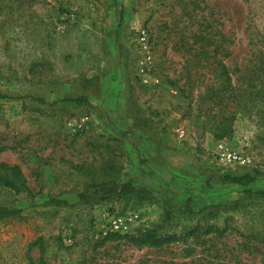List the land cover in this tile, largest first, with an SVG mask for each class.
Returning <instances> with one entry per match:
<instances>
[{"label":"rangeland","instance_id":"rangeland-1","mask_svg":"<svg viewBox=\"0 0 264 264\" xmlns=\"http://www.w3.org/2000/svg\"><path fill=\"white\" fill-rule=\"evenodd\" d=\"M171 125L178 149L162 142ZM238 166L264 191V0H0V264H264L251 232L264 200L233 212L222 238L102 243L165 226L164 200L198 203L214 167ZM129 180L153 195L101 199ZM216 183L209 201L241 196Z\"/></svg>","mask_w":264,"mask_h":264},{"label":"trees","instance_id":"trees-1","mask_svg":"<svg viewBox=\"0 0 264 264\" xmlns=\"http://www.w3.org/2000/svg\"><path fill=\"white\" fill-rule=\"evenodd\" d=\"M221 69L226 75V78L220 88V96L217 94L216 96L220 98V104H223L225 103V95L228 91L230 92L232 85L231 78L228 76L225 67H222ZM213 95L214 93L209 94L207 97L208 99H206L211 100V103L219 106V104L213 100ZM211 109L212 108H210V110ZM225 119L228 120L231 118L225 117ZM172 129L173 126L171 125L168 127V130H165L162 142L165 146L178 149L179 144L176 141H173L172 143L170 142V130ZM217 129L218 131H223V134L228 131V129L224 127ZM213 169L215 171L212 172L211 175L208 173L209 178L204 183L202 182L204 190L200 192L201 197L197 199L198 203L195 202V196L193 195H190L187 198L188 201L184 203L179 202L178 204H173L169 200H164L165 226H156L145 230H138L134 234L119 235L117 233H110L104 238L102 243L109 240L124 239L130 245L137 248H162L171 244L188 243L189 239H199L203 236L213 235L216 238L224 237L227 231L233 227V212L236 210L247 211L264 200V191H254L250 188L262 174L258 170H249L240 166L234 170H228L226 172H223L216 167ZM16 173L17 175L15 176L17 178L20 177V172ZM212 182H217L216 184H218V186L240 189L241 196L237 200H230L228 197H219V200L209 201L208 197H205V195L206 192L213 190ZM15 185L13 182L12 186ZM98 193L103 200L109 199L110 196H120L128 193L131 197L135 196L144 199L149 195H153V192L149 189L136 187L132 180L122 184L106 183L101 185V189ZM196 204H199L198 209L196 208ZM9 213H11L10 210H0V218ZM220 217L224 219V224L222 226H218L214 221V219ZM179 228L180 230H178ZM251 232L253 235H255V233L256 235H263L261 239L264 240V230L260 231V229H254ZM242 235H245V233L242 232ZM39 245L43 247V239H38L31 245V247L33 248ZM40 249L43 250L42 248Z\"/></svg>","mask_w":264,"mask_h":264},{"label":"built area","instance_id":"built-area-1","mask_svg":"<svg viewBox=\"0 0 264 264\" xmlns=\"http://www.w3.org/2000/svg\"><path fill=\"white\" fill-rule=\"evenodd\" d=\"M138 42H139V46H140V48L142 50V53L145 55V62H143L142 64L150 62V60H151L150 46H149L150 44H149V37H148V34H147L146 30L142 29V30L139 31ZM226 160L228 161V163L232 164V163L238 162L239 161V157H237L236 155H234L232 153H228V154H226ZM124 223L126 224L125 220L116 219L113 222L112 231L121 232L122 229H124V227H125Z\"/></svg>","mask_w":264,"mask_h":264}]
</instances>
